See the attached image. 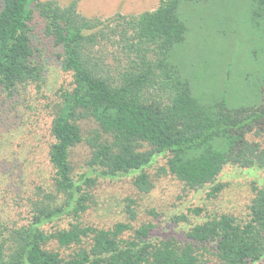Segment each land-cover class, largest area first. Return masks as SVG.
Masks as SVG:
<instances>
[{"label":"trees","instance_id":"obj_1","mask_svg":"<svg viewBox=\"0 0 264 264\" xmlns=\"http://www.w3.org/2000/svg\"><path fill=\"white\" fill-rule=\"evenodd\" d=\"M207 1L160 0L136 15L86 18L79 0H0V111L41 89L50 60L65 76L28 107L25 129L37 136L51 177L48 186L13 197L12 222L0 215V264L264 262V180L249 181L243 218L199 207L175 216L174 224H185L180 237L154 240L152 221L133 225L129 198L125 222L82 221L98 183L128 179L145 195L169 176L183 191L216 197L227 167L264 176V99L229 108L175 58L188 44L189 9ZM245 8L264 44V0H246ZM262 68L257 84L264 88ZM248 134L258 140L247 142ZM78 146L89 152L80 174L71 161Z\"/></svg>","mask_w":264,"mask_h":264},{"label":"rangeland","instance_id":"obj_2","mask_svg":"<svg viewBox=\"0 0 264 264\" xmlns=\"http://www.w3.org/2000/svg\"><path fill=\"white\" fill-rule=\"evenodd\" d=\"M53 1L65 6L72 0ZM159 1L79 0L77 9L86 18H106L116 14L127 16L152 11ZM245 5L246 0H209L207 4L193 6L188 15L189 22H193L190 35H187L188 44L175 56L186 66V72L192 73L198 81L199 89L216 94L229 108L252 105L264 99V88L257 84L264 66V44L260 42L257 28L245 14ZM106 54L105 58L111 57L108 49ZM203 62L208 69L201 70ZM189 68H198L199 71L193 73ZM223 75L227 84L222 82ZM64 80L59 65L50 60L41 89L27 90L15 96L14 105L0 111V215L9 222L16 219L13 197L18 201L35 186L49 185L51 169L43 157V148H35L37 136L25 129V125L30 121L28 107L43 96H51ZM244 138L246 141L258 140L252 134ZM259 140H264V137ZM88 155L85 146L74 149L71 161L76 174L84 171ZM158 164L163 165L164 161ZM158 180L154 190L145 195L137 193L128 179L98 183L92 190L93 203L82 216V221L106 228L125 222L124 210L128 204L126 198H129L134 201L132 207L136 217L133 225L152 221L157 225L152 235L154 240L180 237L185 224H174L173 218L187 213L188 208L199 207L212 215L225 213L243 218L244 206L251 196L249 181L264 180V176L262 173L256 176L239 173L227 167L219 177L224 188L216 197H208L207 189L183 191L181 184L169 176ZM150 210L155 215H150ZM191 218V221H198L193 216ZM50 246L53 248L54 244Z\"/></svg>","mask_w":264,"mask_h":264},{"label":"crops","instance_id":"obj_3","mask_svg":"<svg viewBox=\"0 0 264 264\" xmlns=\"http://www.w3.org/2000/svg\"><path fill=\"white\" fill-rule=\"evenodd\" d=\"M59 4V3H58ZM60 5V4H59ZM110 17H112V16H110ZM102 18V17H101ZM107 18V17H106Z\"/></svg>","mask_w":264,"mask_h":264}]
</instances>
